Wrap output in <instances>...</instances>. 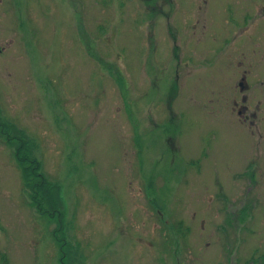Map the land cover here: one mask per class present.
Here are the masks:
<instances>
[{"label": "rangeland", "instance_id": "obj_1", "mask_svg": "<svg viewBox=\"0 0 264 264\" xmlns=\"http://www.w3.org/2000/svg\"><path fill=\"white\" fill-rule=\"evenodd\" d=\"M214 1L0 0V264H264Z\"/></svg>", "mask_w": 264, "mask_h": 264}, {"label": "flooded vegetation", "instance_id": "obj_2", "mask_svg": "<svg viewBox=\"0 0 264 264\" xmlns=\"http://www.w3.org/2000/svg\"><path fill=\"white\" fill-rule=\"evenodd\" d=\"M217 1L218 11L215 10L216 1L211 3L212 15H219L223 29L228 18L234 32L233 41L228 42L226 37L220 41L216 49L221 57L215 62L218 60V64L225 68L220 75L227 72L223 77L230 79L227 108L239 117L240 134L245 130L249 134V145L255 156L250 161H256L258 157H264V0ZM212 64L208 63V66Z\"/></svg>", "mask_w": 264, "mask_h": 264}, {"label": "trees", "instance_id": "obj_3", "mask_svg": "<svg viewBox=\"0 0 264 264\" xmlns=\"http://www.w3.org/2000/svg\"><path fill=\"white\" fill-rule=\"evenodd\" d=\"M36 185H38V184H36ZM38 188H40V187H38ZM41 188H43V187L41 186ZM46 192H47V191H46ZM52 207H53V208H52V210H54V211H55V210H56L55 206H54V205H52Z\"/></svg>", "mask_w": 264, "mask_h": 264}]
</instances>
